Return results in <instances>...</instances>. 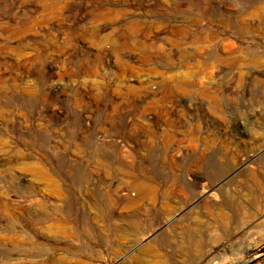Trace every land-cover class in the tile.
Here are the masks:
<instances>
[{
  "label": "rangeland",
  "instance_id": "374dc122",
  "mask_svg": "<svg viewBox=\"0 0 264 264\" xmlns=\"http://www.w3.org/2000/svg\"><path fill=\"white\" fill-rule=\"evenodd\" d=\"M263 3L0 0V264H192L163 203L190 221L199 192L264 148ZM261 160L211 204L243 203ZM136 185L154 198L126 205ZM261 234L217 264H264ZM168 235L167 253L155 240ZM140 240L169 261L141 255Z\"/></svg>",
  "mask_w": 264,
  "mask_h": 264
},
{
  "label": "bare ground",
  "instance_id": "6f19581e",
  "mask_svg": "<svg viewBox=\"0 0 264 264\" xmlns=\"http://www.w3.org/2000/svg\"><path fill=\"white\" fill-rule=\"evenodd\" d=\"M259 6V9L264 11V3ZM262 152H264V148L262 151L254 153L253 156H247L244 160H240L235 169L222 176L217 183L199 192L196 197L191 200V204L186 208L189 210L190 215H187V218L190 221H186L185 217L183 220H178L177 222V218H174L175 216L171 217L169 204L163 203L162 208L165 212L162 217L167 224V229H174L176 234L181 235L177 245L180 247L181 251H186L187 249L191 250L192 264H217L222 258L221 256L227 253L236 256L247 253L256 244L254 243L252 247L243 248V237L250 234L252 230H260L262 232L260 241L264 240V160L256 164V170H251L245 176V180L249 179L251 184L248 190L243 191V203L237 202L235 199H231V197H226L222 194L219 203L211 204L212 200L209 197L211 191L219 190L244 167L253 163ZM136 186L138 187V197L126 201V205L136 204L141 196H144L150 201L154 198L151 194V186ZM54 194L60 197L58 192H54ZM201 203L204 204L203 209L205 211L198 208V205ZM180 210L181 209H178L177 211L180 213ZM203 213L212 216L213 220H215L213 223H216L218 227H215V229L211 231L209 230L210 228H205L203 231L201 228L195 226L194 222H200ZM182 215L183 214H181V216ZM174 224L177 225L173 226ZM187 229L192 231L194 235H189ZM155 235L154 233L148 234L145 239ZM172 240V236L168 235L165 237L162 236L161 239L155 240V242L160 248L167 252L171 245H173ZM139 246H145L141 255L151 258L153 263L156 261L159 262V260L168 262L170 259L169 254H167V257L160 252L162 249H156L152 246L146 247V244L141 240L139 241ZM235 246L238 247V249H235L237 253L234 252L233 247ZM38 249L40 253L48 256V249L43 244H39ZM66 255L70 258H75L76 256L74 252L68 250L66 251ZM139 257L140 255L131 257L127 260V263L124 264H138L140 262ZM43 264H64V261L61 258H49L44 261Z\"/></svg>",
  "mask_w": 264,
  "mask_h": 264
}]
</instances>
